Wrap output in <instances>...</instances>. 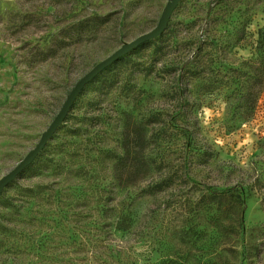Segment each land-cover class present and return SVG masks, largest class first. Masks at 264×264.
<instances>
[{"label": "rangeland", "instance_id": "rangeland-1", "mask_svg": "<svg viewBox=\"0 0 264 264\" xmlns=\"http://www.w3.org/2000/svg\"><path fill=\"white\" fill-rule=\"evenodd\" d=\"M169 2L0 0V181L38 145L76 85L154 30ZM261 47L264 0H178L164 31L114 70L132 87L129 101L123 84L101 100L96 79L111 76L102 71L31 164L1 190L0 264H264ZM151 63L154 72L146 75L142 65ZM126 109L137 121L157 117L147 123L145 153L160 152L192 181L143 196L149 176L118 193L113 205L129 209L130 227L111 229L105 240L93 151L115 147ZM101 114L110 125L94 132L111 136L107 142L71 137L84 116ZM75 144L80 157L64 159L60 149ZM205 186L244 197L237 240L195 210Z\"/></svg>", "mask_w": 264, "mask_h": 264}, {"label": "trees", "instance_id": "trees-1", "mask_svg": "<svg viewBox=\"0 0 264 264\" xmlns=\"http://www.w3.org/2000/svg\"><path fill=\"white\" fill-rule=\"evenodd\" d=\"M138 46L134 49H137ZM260 50L262 60H264V47H261ZM130 52L104 69L106 72H109L111 76L107 75L99 80L96 79V84L98 86L97 90L101 100H103L102 97H105L103 102L106 100V97L108 98L115 94L113 93L115 88L121 84H123L121 90L124 92L127 90L125 95L126 99L129 101L130 94L133 93L132 87L129 85L130 83L126 81L127 79L124 82L121 80L120 75L123 74L122 72L114 73L116 72L114 70L118 65H127L130 63ZM159 52L160 51L157 53ZM110 66L111 68H109ZM139 66H141V64L132 68L137 69ZM152 69V63L142 65V72H145L146 75H151L154 72ZM133 70L135 71V69ZM98 104V101L93 103L92 112L98 108ZM120 113L119 117H124L121 132L122 138L117 137L114 141L116 145H114L115 147L113 148L107 146L105 143L111 138V136L108 134L100 136L97 135L98 132H94L96 128L100 126L109 127L110 122L107 121L109 117L106 115L84 116L82 121L79 122V126L77 125L78 127L71 130V137L73 138H85L91 142L92 138L100 136V138L104 140L103 143H105L104 147L98 146L93 151L95 155L92 169V174H96V180L93 181V183L98 186L100 185L101 190H103L102 200L104 201H102L101 209L103 224L101 229L106 236L105 240H108L113 234L111 229L116 233L124 232L130 227L131 216L128 211L129 209L124 211L123 208L120 210L118 206L113 205V201L116 200L118 193L120 194L123 191L132 189L147 180L146 178L149 176H152L153 179L141 190V195L143 196L155 197L170 190L180 182L189 183L188 181H192L188 173L185 174V176L182 175L183 171L181 170V167L172 169L169 167L170 165H166L160 152L156 151L150 156L145 153L148 144L146 137L147 123L156 122V120H158L155 119L157 118L156 116H149L150 119L144 118L142 121H137L134 118L132 110L126 109ZM150 139L152 140V137L149 138V140ZM118 142H121V144L119 145ZM79 148V145L75 144L68 145L60 150L64 159L73 158L76 154H78L77 158H79ZM82 155H84V153ZM159 158L161 159L159 160ZM53 167L55 170L57 169L61 171L63 165H57V162H54ZM201 192L202 195L194 207L200 215L201 220H207L210 226L217 229L219 228L221 233L230 241L232 239L237 240L244 227L242 216L244 210V197L233 188L225 191H217L210 186H205L202 188ZM24 196L31 199L37 198L35 196ZM161 264H165V262H162Z\"/></svg>", "mask_w": 264, "mask_h": 264}, {"label": "water", "instance_id": "water-1", "mask_svg": "<svg viewBox=\"0 0 264 264\" xmlns=\"http://www.w3.org/2000/svg\"><path fill=\"white\" fill-rule=\"evenodd\" d=\"M178 0H170L169 4L165 8L163 15L161 17V20L158 24V26L152 30L150 33H147L146 35L138 38L134 42L126 45L123 47L120 51L116 52L112 56H110L108 59H106L104 62L100 63L98 66H96L94 69H92L73 89L70 96L68 97L64 107L56 117V119L53 121L51 126L48 128V130L44 133L42 136L40 142L38 145L25 157L21 163L13 169L9 174H7L1 181H0V192L1 190L9 184L11 181H13L20 173L21 171L26 168L31 162L34 160V158L42 151L44 146L46 145L47 141L50 139L52 134L55 132L57 127L61 124V122L65 119L70 107L72 106L74 100L77 98L79 93L82 91L84 86L92 81L100 72H102L107 66L112 64L117 59L121 58L122 56L126 55L128 52H130L132 49L137 47L143 42H146L148 40H151L157 36H159L164 29L167 26V23L169 21V18L171 14L173 13L175 7L177 6Z\"/></svg>", "mask_w": 264, "mask_h": 264}]
</instances>
